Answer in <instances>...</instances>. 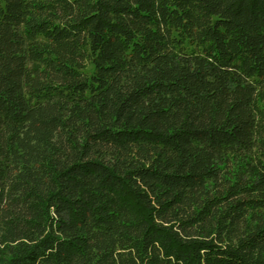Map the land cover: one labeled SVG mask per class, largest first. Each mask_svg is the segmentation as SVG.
<instances>
[{
	"label": "trees",
	"instance_id": "16d2710c",
	"mask_svg": "<svg viewBox=\"0 0 264 264\" xmlns=\"http://www.w3.org/2000/svg\"><path fill=\"white\" fill-rule=\"evenodd\" d=\"M0 264H264V0H0Z\"/></svg>",
	"mask_w": 264,
	"mask_h": 264
}]
</instances>
